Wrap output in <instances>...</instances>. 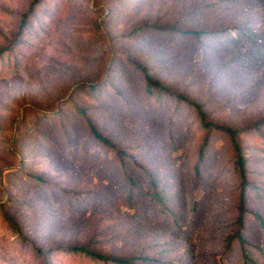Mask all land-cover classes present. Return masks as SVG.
I'll return each instance as SVG.
<instances>
[{
  "label": "rangeland",
  "instance_id": "1",
  "mask_svg": "<svg viewBox=\"0 0 264 264\" xmlns=\"http://www.w3.org/2000/svg\"><path fill=\"white\" fill-rule=\"evenodd\" d=\"M31 1L0 0V264H113L70 246L133 264H241L226 247L241 190L230 139L176 95L148 94L132 60L208 120L251 125L264 118V0H46L19 36ZM242 153L247 207L264 218V125ZM253 233L264 249L255 220Z\"/></svg>",
  "mask_w": 264,
  "mask_h": 264
},
{
  "label": "trees",
  "instance_id": "2",
  "mask_svg": "<svg viewBox=\"0 0 264 264\" xmlns=\"http://www.w3.org/2000/svg\"><path fill=\"white\" fill-rule=\"evenodd\" d=\"M46 0H32L28 6V9L26 12L23 13L22 18H21V24L19 27V32L18 35H25L28 33L29 29V20L34 17L36 10L38 7H40ZM48 3V0H47ZM162 30H172V31H179L180 34L182 35H191L195 36L197 39H200L201 37H205L209 34L205 30H179L177 26L171 25L167 28H163ZM219 34H223L219 33ZM8 55V54H7ZM6 57V51L3 49L0 50V60H4ZM132 64L134 67L139 70L145 79V91L148 94H153L155 92L162 93L165 95H171L175 96L178 98V100L185 101L188 105L194 107L198 113V116L201 120L202 126L207 129L208 131H221L224 134L228 136L230 139V142L232 144V148L235 152L236 155V167L238 168V172L241 177V190H240V196H239V204H238V216L236 218V228L232 235L229 237L227 241V249H232V247L238 246L242 263L241 264H264V249H261V247L255 246L254 239L257 237L256 233L251 234V237L248 236V230H249V223L251 220H255L258 222L259 226L264 227V218L258 214L257 212H253L247 207V202H246V190L252 189L253 186L249 184L247 175H246V160L243 156L242 153V138L248 133H250L253 130H258L260 126L264 125V118L257 120L255 123L244 126L242 128H232V127H227L224 125H219L216 124L213 121H210L207 119V116L202 108V105L188 99L186 96L183 94H175L171 90V88L166 87L165 85L162 84L160 80L155 79L149 72V70L140 62L133 61ZM98 87H92L91 89L95 91ZM80 114L86 117V111L79 109L78 110ZM88 127L90 130V133L92 136L98 140L99 143L103 144L104 146L110 148L113 150L120 158H122L125 155V151L122 149H119L110 139L105 137L97 128L94 124H91L88 122ZM207 143L201 148L200 153H199V167L200 164L205 160V152L207 151ZM122 160V159H121ZM138 167L142 168L140 164ZM197 170L199 171L200 168ZM31 178L36 179L38 181H43L41 180L40 177H34L31 176ZM132 179V178H131ZM11 222L12 220L9 219ZM251 250H254L256 255L261 258H254L252 256ZM63 251L66 253H73V254H83L86 255L92 259L101 261V262H110L113 264H133V258H119V257H114V256H106L102 253L96 252L90 248L84 247V246H70L63 248ZM143 260V259H142Z\"/></svg>",
  "mask_w": 264,
  "mask_h": 264
}]
</instances>
